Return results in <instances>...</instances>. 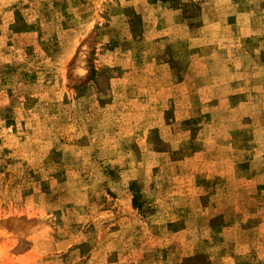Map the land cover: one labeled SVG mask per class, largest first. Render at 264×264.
<instances>
[{"label": "rangeland", "instance_id": "1", "mask_svg": "<svg viewBox=\"0 0 264 264\" xmlns=\"http://www.w3.org/2000/svg\"><path fill=\"white\" fill-rule=\"evenodd\" d=\"M0 264H264V0H0Z\"/></svg>", "mask_w": 264, "mask_h": 264}]
</instances>
